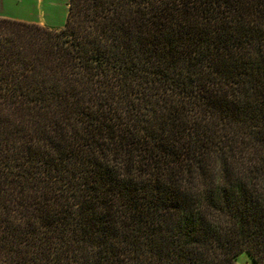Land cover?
I'll return each instance as SVG.
<instances>
[{
	"label": "trees",
	"instance_id": "trees-1",
	"mask_svg": "<svg viewBox=\"0 0 264 264\" xmlns=\"http://www.w3.org/2000/svg\"><path fill=\"white\" fill-rule=\"evenodd\" d=\"M264 264V0H68L0 17V264Z\"/></svg>",
	"mask_w": 264,
	"mask_h": 264
},
{
	"label": "rangeland",
	"instance_id": "rangeland-1",
	"mask_svg": "<svg viewBox=\"0 0 264 264\" xmlns=\"http://www.w3.org/2000/svg\"><path fill=\"white\" fill-rule=\"evenodd\" d=\"M55 4L48 3L47 0H44L42 8L32 14L31 19L38 20L43 26L49 28H59L62 26L67 6L68 0H59V4L57 0H54ZM53 6V8L51 7ZM52 8V9H51ZM237 264H255L249 257V255L243 251L236 256Z\"/></svg>",
	"mask_w": 264,
	"mask_h": 264
},
{
	"label": "crops",
	"instance_id": "crops-1",
	"mask_svg": "<svg viewBox=\"0 0 264 264\" xmlns=\"http://www.w3.org/2000/svg\"><path fill=\"white\" fill-rule=\"evenodd\" d=\"M47 1L50 4H55L54 0ZM57 1L59 4V0ZM43 3L44 0H0V17H8L16 20L33 22L39 25H43L38 20L31 19L32 14L35 12V10L39 11L42 8ZM51 7L53 8V6Z\"/></svg>",
	"mask_w": 264,
	"mask_h": 264
}]
</instances>
